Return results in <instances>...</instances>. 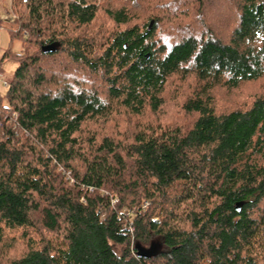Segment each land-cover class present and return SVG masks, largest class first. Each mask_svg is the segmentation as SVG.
<instances>
[{"label":"trees","instance_id":"1","mask_svg":"<svg viewBox=\"0 0 264 264\" xmlns=\"http://www.w3.org/2000/svg\"><path fill=\"white\" fill-rule=\"evenodd\" d=\"M10 8L0 264H264V0Z\"/></svg>","mask_w":264,"mask_h":264},{"label":"rangeland","instance_id":"2","mask_svg":"<svg viewBox=\"0 0 264 264\" xmlns=\"http://www.w3.org/2000/svg\"><path fill=\"white\" fill-rule=\"evenodd\" d=\"M124 1V0H123ZM11 0H0V25L2 29H0V59L5 51L11 49L12 52L18 53L21 49L20 41L17 39L10 40L9 37V29L14 28L13 22L14 16L10 8ZM17 63L12 59H4L0 61V68L2 74V80L7 81L11 78ZM0 80V95L4 96L6 92V86H4L3 81ZM261 86L264 89V81L261 82ZM249 86H245L240 92V95L244 94L249 90ZM215 95L218 101L219 106L229 108L233 105L239 104V102L244 98L243 96H239L238 94L233 93H225L223 90L215 91ZM174 198L169 197L166 204L162 207L158 215L156 216V220H161L165 215V212L170 208L173 203Z\"/></svg>","mask_w":264,"mask_h":264},{"label":"built area","instance_id":"3","mask_svg":"<svg viewBox=\"0 0 264 264\" xmlns=\"http://www.w3.org/2000/svg\"><path fill=\"white\" fill-rule=\"evenodd\" d=\"M0 29H2L1 25H0ZM0 80H2V74H1V72H0ZM2 81H3L4 86H6V81L5 80H2Z\"/></svg>","mask_w":264,"mask_h":264}]
</instances>
